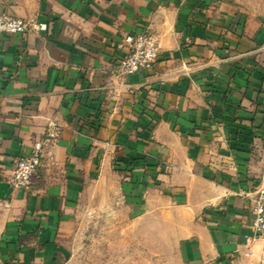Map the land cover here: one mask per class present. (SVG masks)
Masks as SVG:
<instances>
[{"label":"crops","instance_id":"1","mask_svg":"<svg viewBox=\"0 0 264 264\" xmlns=\"http://www.w3.org/2000/svg\"><path fill=\"white\" fill-rule=\"evenodd\" d=\"M0 13L47 24L0 34V264H67L62 240L91 217L124 233L147 220L173 250L159 264H260L264 0H0ZM144 31L152 66L118 74ZM51 121L39 176L12 187Z\"/></svg>","mask_w":264,"mask_h":264},{"label":"built area","instance_id":"2","mask_svg":"<svg viewBox=\"0 0 264 264\" xmlns=\"http://www.w3.org/2000/svg\"><path fill=\"white\" fill-rule=\"evenodd\" d=\"M47 24L35 17H18L0 13V34L4 32L28 33L46 30ZM129 50L116 62L118 74L125 76L149 69L156 59L159 41L154 32L144 31L128 39ZM60 126L49 122L47 133L41 140L34 142L29 154L17 158L10 180L14 188H27L39 176L45 149L53 144L60 135ZM252 227L262 241L260 264H264V186L261 187L253 202Z\"/></svg>","mask_w":264,"mask_h":264},{"label":"rangeland","instance_id":"3","mask_svg":"<svg viewBox=\"0 0 264 264\" xmlns=\"http://www.w3.org/2000/svg\"><path fill=\"white\" fill-rule=\"evenodd\" d=\"M146 221L140 220L133 232L124 233L115 231L118 220L91 217L81 229L62 240L61 251L67 264H159L163 251L168 262L173 254L170 241L165 249L158 250V234L140 231Z\"/></svg>","mask_w":264,"mask_h":264}]
</instances>
